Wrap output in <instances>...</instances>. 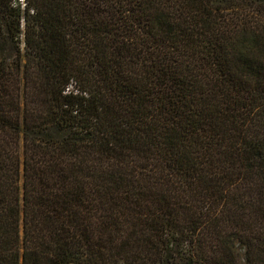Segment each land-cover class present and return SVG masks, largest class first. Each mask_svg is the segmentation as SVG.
<instances>
[{
  "label": "trees",
  "instance_id": "16d2710c",
  "mask_svg": "<svg viewBox=\"0 0 264 264\" xmlns=\"http://www.w3.org/2000/svg\"><path fill=\"white\" fill-rule=\"evenodd\" d=\"M0 264H264V0H0Z\"/></svg>",
  "mask_w": 264,
  "mask_h": 264
},
{
  "label": "rangeland",
  "instance_id": "374dc122",
  "mask_svg": "<svg viewBox=\"0 0 264 264\" xmlns=\"http://www.w3.org/2000/svg\"><path fill=\"white\" fill-rule=\"evenodd\" d=\"M242 251H243V249H242Z\"/></svg>",
  "mask_w": 264,
  "mask_h": 264
}]
</instances>
